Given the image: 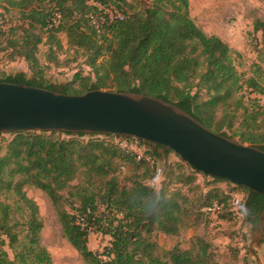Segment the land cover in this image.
<instances>
[{"label": "trees", "instance_id": "1", "mask_svg": "<svg viewBox=\"0 0 264 264\" xmlns=\"http://www.w3.org/2000/svg\"><path fill=\"white\" fill-rule=\"evenodd\" d=\"M138 3L142 7L136 9ZM0 9L5 14L17 12L20 15L15 25L0 27V52L4 51L11 61L23 59L33 75L32 78L25 73L4 76L0 77V82L71 95L101 89L156 97L191 114L211 131L231 139L237 137L241 144L264 150V108L251 93L250 97L243 94L246 82L242 83L235 65V59L241 55L220 37L207 35L196 24L191 17L189 0H153L150 3L146 0H0ZM254 31L261 34V47H258L261 54L264 51V21L256 20ZM44 33L48 34L49 46L45 63L40 57ZM60 33L65 34L69 48L82 56L90 73L85 75L84 71H79L67 84L53 85L46 75L51 65L60 66L63 48ZM247 84L251 92L264 94L256 77L249 79ZM195 87L205 90L208 98L203 100L199 91L193 93ZM240 110H244V119L239 129L229 136L226 131H233ZM16 133L19 137L10 143V156L0 158V183L4 186L9 176L7 188L31 205L28 230L31 241L14 261L6 253H0V264H53L48 250L39 245V210L23 192L25 183H31L50 198L66 238L85 264H215L211 245L203 239H196L195 251L176 250L165 261L153 255L154 243L146 237L154 230L175 235L179 231L177 224H184L181 215H186L187 211L183 204L189 199L179 190L169 191L168 186L157 190L151 184L157 176L156 165L160 158L172 151L114 135ZM29 133L37 135L25 136ZM57 134L71 138H55ZM83 138L89 139L85 142ZM114 139L136 141L145 145V152L138 154ZM111 159L130 162L137 170L145 169L147 178L137 179L130 188L120 189ZM11 164L15 167L7 171ZM16 176L22 177L23 183L14 185L12 181ZM80 176L86 180L85 185H72ZM188 178L189 183L196 180L191 175ZM212 179L245 190L244 216L252 224L261 221L263 195L226 180ZM99 182L100 198L97 200L90 190ZM222 192L214 189L205 195L204 214L223 216L226 204ZM66 195L79 204L76 214L66 209ZM225 198L231 200L229 196ZM97 201L106 206V212L98 219ZM216 206L219 209L210 211ZM3 208L0 203V211L4 212ZM7 218L6 214L0 221V235L7 236L14 245L18 237L8 228ZM96 222L98 227H94ZM95 228L111 238L104 257L88 245L89 235Z\"/></svg>", "mask_w": 264, "mask_h": 264}, {"label": "rangeland", "instance_id": "2", "mask_svg": "<svg viewBox=\"0 0 264 264\" xmlns=\"http://www.w3.org/2000/svg\"><path fill=\"white\" fill-rule=\"evenodd\" d=\"M153 0H146L147 3ZM191 17L196 24L202 28L209 36L216 35L227 43L232 49L240 53V57L235 59V65L241 76V81L246 82L243 94L253 96L255 92L248 89L247 82L252 77H256L264 88V51L260 54L261 34L255 33L254 22L264 21V0H189ZM136 9L142 7L141 3L135 4ZM133 12V10H131ZM20 15L17 12L5 14L0 9V27L15 25L19 22ZM12 23V24H10ZM5 29V28H4ZM63 48L60 51V66L51 65L47 70V79L53 85L67 84L74 78L79 71H84L87 75L90 69L85 65L84 59L75 50L70 49L64 33L59 35ZM44 43L40 47V57L45 63V55L48 51V34L44 33ZM25 73L28 78H32L28 64L23 59L15 61L8 60L6 53L0 52V77ZM198 83V80L194 81ZM77 89L78 85L75 86ZM194 88L193 93L198 92ZM203 100H206L207 92L203 89L199 91ZM250 97V96H249ZM251 111V110H250ZM220 115V114H219ZM244 110H240L234 120L233 131H226L227 135L239 129L244 119ZM40 133V132H38ZM28 135H37L29 133ZM50 136V134H47ZM19 136L17 133L0 134V158L10 156V143ZM55 138L61 137L70 139L65 135H54ZM99 137V136H96ZM89 138H83L85 141ZM115 142L123 143L130 150L143 155L145 145L136 141H122L114 139ZM233 140L241 142L239 138ZM162 152V150H161ZM115 170L116 181L119 188H130L137 179L143 180L146 177L145 169L137 170L136 166L130 162H123L121 159H111ZM123 165V169L120 166ZM11 164L7 171L14 168ZM155 179L151 182L157 190L168 186L169 191L179 190L189 201L183 204V209L187 214L181 215L184 224H177L179 231L175 235H167L163 232L154 230L149 239L154 243L153 255L159 259L168 261L169 255L176 250H196V239H203L211 245L210 251L213 253L215 264H264V230L261 229V221L252 224L244 216V206L247 193L243 189H236L225 182H215L211 177H204L202 174L195 173L188 164L177 154L170 152L160 158L156 165ZM196 178L194 183H189V176ZM111 177V176H110ZM22 177L16 176L12 181L14 185L22 181ZM9 176L6 177L4 186L0 183V203H3L4 212L0 211V221L7 214L6 224L12 234H16L18 242L10 244L5 235H0V253H6L7 257L14 261L18 253H22L26 246L30 245L31 237H28L29 221L32 214L31 205L23 202L14 190L7 188ZM83 176L78 177L72 185H85ZM182 183V184H181ZM13 185V186H14ZM100 182L91 188L98 200V186ZM233 185V184H232ZM223 191L225 199V212L223 216L206 215L202 211L203 204L206 202L205 195L214 190ZM234 189V190H233ZM23 192L35 202L38 207L37 222L41 224L38 234L39 245L48 250L53 264H85L83 258L74 249L66 238L56 209L47 194L35 187L31 183L22 185ZM229 196L230 199H226ZM182 202V201H181ZM70 195H66L64 205L69 213L76 214L75 209L79 206ZM74 207V208H73ZM98 209L96 219L106 212L105 204L97 201ZM232 209V211H231ZM234 213V214H233ZM262 220V219H261ZM97 223V222H96ZM97 226L94 227H98ZM111 238L104 233L92 230L88 238L89 248L97 253L104 255L107 247L110 246ZM3 243V245H1ZM104 257V256H103ZM29 260V259H28ZM19 261V260H18Z\"/></svg>", "mask_w": 264, "mask_h": 264}, {"label": "water", "instance_id": "3", "mask_svg": "<svg viewBox=\"0 0 264 264\" xmlns=\"http://www.w3.org/2000/svg\"><path fill=\"white\" fill-rule=\"evenodd\" d=\"M27 131L142 140L174 152L204 175L264 196V150L211 131L156 97L101 89L71 95L0 82V134Z\"/></svg>", "mask_w": 264, "mask_h": 264}, {"label": "built area", "instance_id": "4", "mask_svg": "<svg viewBox=\"0 0 264 264\" xmlns=\"http://www.w3.org/2000/svg\"><path fill=\"white\" fill-rule=\"evenodd\" d=\"M118 17L120 19H122L121 15H118ZM252 98L257 99V101L259 102L260 106H262L264 108V94H257L255 93ZM120 145L123 146V143L120 142ZM216 209H219L217 206L215 208L210 209V211L214 212Z\"/></svg>", "mask_w": 264, "mask_h": 264}]
</instances>
